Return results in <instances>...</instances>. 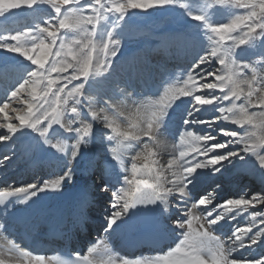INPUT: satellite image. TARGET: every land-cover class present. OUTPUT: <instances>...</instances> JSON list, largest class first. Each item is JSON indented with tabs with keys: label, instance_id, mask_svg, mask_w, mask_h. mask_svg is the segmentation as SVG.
<instances>
[{
	"label": "snow or ice",
	"instance_id": "1",
	"mask_svg": "<svg viewBox=\"0 0 264 264\" xmlns=\"http://www.w3.org/2000/svg\"><path fill=\"white\" fill-rule=\"evenodd\" d=\"M170 7L187 9L188 5L180 0H0V14L13 9L44 12L34 26L0 34V50L17 54L23 66L19 80L0 100V143H15L35 133L32 138L39 147L47 145L53 156L60 153L71 164L83 156L86 145L99 138L110 145L116 164L130 156L131 176L127 167L122 169L128 187L112 192L105 236L118 227H135L125 222L132 209L139 212L157 205L161 215L168 214L170 229L178 234L179 242L153 259L109 255L102 264H264V189L222 202L213 193L193 192L200 176L224 175L226 164L233 159L244 161L241 152L255 156L264 170V0H214L198 12L186 11L195 22V35L206 42L203 54L197 53L186 79L177 80L167 102H155L150 112L137 104L129 109L98 87L97 77L110 74L113 58L120 51L119 21L133 11ZM217 7L244 11L232 13L228 22H218L212 19ZM113 14L117 23L101 37L102 26ZM237 49H252L259 58L242 62ZM119 92L128 95L124 88ZM181 105L185 131L179 141L186 147L178 155L173 152L163 164L154 158L162 145L158 137L170 110ZM241 144V151L234 150L233 146ZM116 164L105 179L106 191L114 186L113 180H120ZM65 168L55 180L0 191V264H44V256L34 255L9 237L21 211L72 178L73 168L68 164ZM244 213L252 217L250 223L241 226L237 221L230 234L220 231ZM107 250V241L100 240L88 253L105 254ZM70 264L93 261L77 253Z\"/></svg>",
	"mask_w": 264,
	"mask_h": 264
},
{
	"label": "bare ground",
	"instance_id": "2",
	"mask_svg": "<svg viewBox=\"0 0 264 264\" xmlns=\"http://www.w3.org/2000/svg\"><path fill=\"white\" fill-rule=\"evenodd\" d=\"M23 21H26L27 24L29 23V21H27L26 19H23ZM135 22L136 21H135L134 16H131V17L126 16L124 20L119 21V24H123L122 26L123 28L126 23H135ZM116 23L117 21L115 20L114 25ZM167 24L170 25V23H167ZM157 25H159L160 28H164L163 24H154L152 28H155V26ZM137 26H138V22H137ZM177 26H179V24H176V25L174 24L170 26L168 29L166 28L160 29L159 31H156L159 33H157L156 35L150 36L148 38L141 37V42H142L141 46L139 44L137 45L139 48L136 46L137 48L133 47L127 51L120 53L121 58L119 57L120 59L118 58L116 62L120 61L119 65H121L122 57L124 55L126 56L130 50L132 49L137 50V49L145 48L147 50L141 51L140 53L141 55L144 56L145 53H148L150 58L152 57L162 67H168L170 63L180 64L182 65L181 68H183V70L180 71V73L183 72L182 74H185L186 67L188 66V63L186 61V57L189 56L187 54L188 50L185 49L186 51L185 53L184 51L185 45H182V43L178 44L179 42L178 40L172 37H169L168 34L165 33V30H169ZM139 28L140 30H146L142 27H139ZM120 37L121 35H119L118 38ZM125 37L126 36H123L122 39L124 40ZM150 39H155L154 40L155 42L151 41L150 43L149 42ZM158 40H164L166 42H169V44H160ZM125 46L126 44L124 43L123 47ZM165 47L171 50V53L169 52L167 54L163 53L162 51H164L163 49ZM143 56H139V57L142 59ZM3 57H4L3 59H5L4 61H6L5 54L3 55ZM8 58H12V60L15 62V58L13 56H9ZM3 59L0 58V65ZM126 64H127L126 67L130 66V64H128L127 62ZM136 66L137 65H135L134 67ZM141 66L144 68V70H141V71H144V75L142 76L144 77L147 64L141 63ZM152 68L153 67H151V69ZM154 71H155L154 74L157 75V78H158L160 71L158 69H155ZM175 74L176 72L166 73L167 76L170 75L172 77H174ZM0 77L6 78L5 73L0 72ZM129 78L131 79V77ZM1 80L5 81L4 79H1ZM159 83H161V81H159ZM176 84H177V80L176 81L168 80L165 83V85H162L160 87V91L157 93L155 99L147 95L142 96V94L139 93L138 97L135 98L136 102L133 101V104L141 105L140 104L141 102H145L143 104L144 108L150 109L149 107L154 106L155 102H158V101L167 102V99L172 95V92H173L172 89L174 88ZM164 87H168L169 89L171 87V91L167 93L166 88ZM139 100H140V103H139ZM224 103L227 104L228 102H224ZM172 112L173 111L170 110L169 114H171ZM174 112L175 113L178 112L179 115L184 114V106L182 109L175 110ZM174 117L175 115L170 120H168L167 124H164V128L162 129V131L164 132L158 137V143L162 142V143H165L164 145L168 146L164 138L165 137L164 135H167L170 137V140H172V144L174 142V145L176 146L175 147L176 151L170 150L167 148H165V150H159L158 155L155 156L154 158L159 160L160 163H163L162 162L163 160L160 159V154L161 155L167 154V156L171 159L172 153L175 152L176 155H178L179 150H181L182 148V146L180 145V141H179V134L185 131V130L180 129V122L182 120V117H179V119L176 122H173L175 119ZM171 124L175 127V129L172 131L166 128L167 125H171ZM35 135L36 134L33 133L31 136L19 137L15 143H7V144L0 143V191H3L5 188L10 187V186L19 187L22 185V183L34 182L29 177L26 178V176L35 174L36 170H39L41 167L48 168L50 170V174L46 175L45 179L41 181H38L39 179L36 180L40 183H42L44 180L57 179L60 175L63 174L64 171L67 170L65 168L66 164H68L70 167L73 168V175L70 180H67L66 182L62 183L55 190H52L48 194H45V195L42 194L41 199L38 201V203L33 205L30 209H26L20 212V213H23L24 216L26 217L28 226L41 225L40 224L41 222L51 223L53 222L55 217L63 221V220H66L67 217H71V218L74 217L76 214H79L82 217H84V219H87V217L82 214L83 213L82 209L86 206H89L90 209L93 211V215H92L94 217L93 221H97L100 226L101 225L103 226V227H97L98 231L101 232L100 240L115 242L116 238L126 237L127 234H129L134 228H136V226L135 227H118V228H115L114 231H112L110 236L108 237L105 236L106 234L104 232V228L106 227V217L111 210L110 205L113 201V197L111 196V198L109 199L108 197L110 196H106L104 193H102L103 191H101L99 187L105 184V179L109 176L107 175L108 169H111V172H112V165L116 164V162L112 161V157L109 156L108 169L101 168L98 164L94 165L93 163H95L97 160L96 154L100 152H105L107 154L109 152L108 148H104V147L97 148L93 146V143H89L88 145L84 147L83 156L78 157L77 161H74L71 164H69L68 157L60 158V156L62 155L60 153H56V155L53 156L51 152L47 151V148H48L47 145H44L43 148L39 147L36 141L32 138ZM68 143H72V141H69ZM169 143L171 144V141ZM52 151H55V150H52ZM153 151L156 152L157 149L154 148ZM5 155L9 157L8 160L4 159ZM14 159L18 161L21 159V161H19L20 165L18 167H15L14 169H12L10 164L12 163V160ZM124 167H127L128 169L127 175L131 176V161H130L129 155H125L123 164H116V167H115V172L121 176L120 180L118 181L120 182L119 183L120 188L128 187V185H126L123 182V175L125 173L122 171V169ZM153 167L154 168L158 167V165H154ZM227 168L233 172L239 171L243 175V178L241 180H238L237 182L238 184H244L246 182V179L249 177H252L253 180L261 181V176L264 175V170L260 169L259 163L256 157L249 156L248 154H246V160L244 162L238 163L232 166L228 165ZM2 172H5V173H2ZM228 173H225L224 175V177L227 179L232 176ZM205 175L200 176L198 180L195 181V185L198 188L205 187L207 185V182H209V180H206ZM7 178L18 179L19 182L14 185L6 184ZM113 181L114 183L117 182L115 180ZM74 190H76V192H74ZM232 193L233 192H230L229 194H232ZM91 196H94V197L101 196L102 198H104L103 202L99 204H98L99 201L97 200L93 202ZM15 207L19 209L25 208L24 205H19V204L15 205ZM11 208H12V205L9 206V210H11ZM239 220L240 218L238 217L236 221L228 222L229 229L225 231L224 233L230 234L232 226L235 225L237 221ZM125 222L128 224L134 223V221L131 219V212L129 214V217L125 218ZM160 228L167 230L168 233L171 234L170 240L175 241L174 242L175 244L179 242L180 237L178 236V234L175 235L170 229V218L168 217L167 213H165L164 215H161ZM164 254H161V255H164ZM103 259L104 258H102V260Z\"/></svg>",
	"mask_w": 264,
	"mask_h": 264
},
{
	"label": "rangeland",
	"instance_id": "3",
	"mask_svg": "<svg viewBox=\"0 0 264 264\" xmlns=\"http://www.w3.org/2000/svg\"><path fill=\"white\" fill-rule=\"evenodd\" d=\"M180 2L181 3H187V5H188L187 9H182L179 7H177V8L176 7H170V8H164V9L149 10L148 12L133 11V12L129 13L127 16H130V17L134 16L136 22L135 23H126L123 28H122L123 24H119V27L116 28L117 38L119 37V35H121V37L118 38V39H121L120 51H119L117 57L113 58V67L110 70V74L106 73V74H104L106 78L97 77V79L99 80L98 87L100 88V90L108 91L110 95H113V99L117 103L122 101L127 106V108L131 109L134 105L133 101L136 102L135 100H132V98H134V94L139 93V92L145 93L146 91H148L147 89H148L150 81L154 80L155 78L152 75L153 71L150 70V67L146 68L145 76L142 77L144 75V71H141V70H144V68L141 66V63L145 62L146 64H148L154 68H158V70H160L161 75L167 71V69H166L167 67L164 68L161 65H159L154 59L150 58L148 53H145L144 56L140 54L141 51L147 50L145 48H141V49H137V50L136 49L130 50L126 56L124 55L122 57L121 65H119L120 61L116 62L117 59L121 56L120 53L127 51L133 47H136L139 44L141 46V43H142L141 37L148 38L150 36H153V35H156L157 33H159L156 31H159L160 29H165V28L168 29L170 26H172L174 24L175 25L179 24V26H177L175 28L165 30V33L168 34L169 37H172V38L178 40L179 41L178 44L182 43V45H185L184 51H185V49L188 50L189 53L187 52V54L189 56L186 57V61L188 63V66L186 67V72L189 69V67L192 65L194 58L196 57L197 53L203 54L202 48L206 45V42L202 43L200 40V37L195 35V31H196L194 29L195 22H193L189 19V17L186 15V11L190 10L193 12H198L205 5L214 4V0H180ZM41 7H42V9H44L46 6H41ZM243 11H244L243 9H235V8L230 9L227 7H217V8L213 9L212 19L214 21H218V22H228V20L231 19L232 13H234V12L235 13H241ZM25 12H27V13H24V12L17 13V12L10 10L9 13L0 14V34H8V33L15 34V32H17V31H24L27 28L34 26L35 23H38L39 22V16L44 15L43 10L40 13H32L31 11H28V10ZM23 15L26 16V18H27L26 20L30 21V24L23 23V20H20L23 18ZM115 20L117 21V17L114 14L110 15L107 18V20L105 21L104 26H102V29L100 32L101 37L103 36L104 30L107 27L114 25ZM137 22H138V26H137ZM167 23H170V25ZM154 24H163L164 28H160L159 25L155 26V28H152ZM139 27H142L146 30H140ZM149 29H151V30H149ZM123 36H126L124 40L122 39ZM139 39H140V41H139ZM154 40L155 39H150L149 42L151 43V41H154ZM158 41L160 44H169V42H166L164 40H158ZM149 42H148V44H149ZM124 43L126 44L125 47H123ZM146 48H147V46H146ZM163 50H164V53H166V54L168 52H171V50H169L166 47ZM237 52L238 53L242 52V58H243L242 62H248L249 60L259 58L258 56L255 55L256 53L252 49H246L243 51L241 49H237ZM185 53H186V51H185ZM4 54L6 55V61H4L5 59H3ZM9 56H13L15 58V62L12 60V58H8ZM139 56H143L142 59ZM0 58L3 59L1 65H0V70H5V73H6V78H4L5 81H2L1 80L2 78H0V94L3 95L2 97L0 95V100H3L4 98H6V94L10 93V91L12 90V86H14L16 84V82L19 80L20 75L23 72V66L21 64L22 58H18L17 54H15V53H4L3 50H0ZM138 58H140V59H138ZM133 60H134V62H133ZM126 62L128 64H130L129 67H126V65H127ZM132 65H137V66L132 68L133 67ZM181 66L182 65H180V64H177V65L174 63L170 64L169 65V67L171 69L170 71L178 72L175 74L177 79H186V75L182 74L183 72L180 73V71L183 70V68H181ZM216 67H219V65H216ZM126 74L129 76H127ZM131 75H133V77ZM137 75L140 77L139 79H137ZM125 77H126V79H125ZM129 77H131L132 79H130ZM162 77L164 79L165 76L164 75L160 76V78L158 77L157 79L159 81H162L163 80V79H161ZM167 78L171 79L170 76ZM128 80H129V82H128ZM127 82H128V85H127ZM137 82H140V84L137 85ZM136 85L138 87H141L140 90H142V91L137 90V88L135 89L134 87ZM120 88H124L128 95H121L119 92ZM164 88H166L167 93H169L171 91V87H170V89L168 87H164ZM143 89H144V91H143ZM216 94L219 95L218 92ZM155 98L153 97V99H155ZM131 100H132V103H131ZM139 103H140V100H139ZM144 103L145 102H141L140 104L143 106ZM14 106H18V105H14ZM152 107L153 106H150L149 107L150 109H147V108H144V109L146 110V112H150ZM182 107H183V105H181L177 108L181 109ZM10 115H12V114L10 113ZM205 115H209V113H206ZM168 118H170V116ZM13 122H15V121H13ZM180 126L182 127V129L185 130V125L183 124V121H182ZM223 126L227 127V128H231L232 130H238L237 126H233V125H229V124H224ZM188 130L193 131L194 135L200 134L199 132L195 131L194 129H188ZM164 136H165L164 138H165L168 146L164 145L165 143H162V142H159V143L163 144L165 146V148H167V149L175 150L176 146L174 145V142L172 144V140H170V137L167 135H164ZM168 138H169V140H168ZM170 141H171L172 145L169 143ZM93 146H95L97 148L104 147V148H108V149L110 147V145L108 144L107 141H105L104 143H101L99 138H97L93 142ZM243 146L244 145L241 144L239 146H233V148L236 151H241L243 149ZM182 147H186V145H184ZM241 154L245 156V160H246V154L243 152H241ZM108 156L109 155L106 154L105 152L97 153L98 161H96L95 164L98 163V164L106 167ZM160 159L163 160L162 162L166 164V162L170 158L167 156V154L166 155L160 154ZM244 161H240L239 159H233L232 163L226 164L225 173L229 172L228 174L232 175L231 179H225V177H224L225 173H224V175L206 174L205 178H206V180H210V182H209L210 185L208 186V189L203 193L204 194L213 193L217 197V201H220V202H222L224 199H227V198H239L240 196L245 195V194L259 193L261 189H264V183H262L260 181V182H258V184H256L257 181L256 180L253 181V179L250 177V178H247L246 182L244 184H241V186H240V185L236 184V181L241 180L243 178V175L239 171L233 172L227 168L228 165L232 166V165H236L238 163H242ZM190 187H192V186L190 185ZM239 188H240V190H239ZM119 189H120V186H118L117 184H114V186L110 190H107V191L105 190V185L100 186V190L103 191L102 193L108 194V195H110V197L112 196L113 191H117ZM214 189H215V192H213ZM230 189L238 190V194H237L238 196L237 195L236 196H233V195L225 196ZM103 199L104 198L99 196V197H95L94 200H98L100 203H102ZM217 201H214V203ZM243 215H244V218H242L243 221H240L241 226H244L247 223H250L252 220V217L248 213H244Z\"/></svg>",
	"mask_w": 264,
	"mask_h": 264
},
{
	"label": "clouds",
	"instance_id": "4",
	"mask_svg": "<svg viewBox=\"0 0 264 264\" xmlns=\"http://www.w3.org/2000/svg\"><path fill=\"white\" fill-rule=\"evenodd\" d=\"M159 150H165V146H163V144H162L161 147L159 148Z\"/></svg>",
	"mask_w": 264,
	"mask_h": 264
},
{
	"label": "water",
	"instance_id": "5",
	"mask_svg": "<svg viewBox=\"0 0 264 264\" xmlns=\"http://www.w3.org/2000/svg\"><path fill=\"white\" fill-rule=\"evenodd\" d=\"M13 10H16V9H13ZM16 11H25V10H16Z\"/></svg>",
	"mask_w": 264,
	"mask_h": 264
}]
</instances>
